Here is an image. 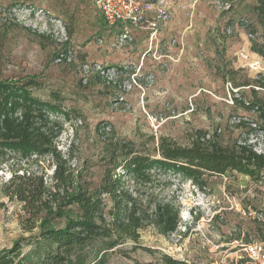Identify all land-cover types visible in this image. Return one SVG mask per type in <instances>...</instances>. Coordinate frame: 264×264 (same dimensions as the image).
I'll list each match as a JSON object with an SVG mask.
<instances>
[{"label":"rangeland","instance_id":"374dc122","mask_svg":"<svg viewBox=\"0 0 264 264\" xmlns=\"http://www.w3.org/2000/svg\"><path fill=\"white\" fill-rule=\"evenodd\" d=\"M225 2L158 0L168 21L154 35L132 28L122 39L94 0H0V83L30 81L32 96L64 107L58 149L95 184L128 150L160 157L163 137L264 152V119L240 103L255 91L264 98V61L245 29L254 0L230 9ZM35 160L31 168L51 184L52 162ZM11 176L0 170V249L29 235L22 204L3 192ZM202 178L200 187L158 171L141 181L144 202L179 204L180 226L168 236L146 227L109 264H151L163 254L189 264H256L244 247L264 239V182L236 171Z\"/></svg>","mask_w":264,"mask_h":264},{"label":"trees","instance_id":"16d2710c","mask_svg":"<svg viewBox=\"0 0 264 264\" xmlns=\"http://www.w3.org/2000/svg\"><path fill=\"white\" fill-rule=\"evenodd\" d=\"M246 1L225 3L230 9ZM250 12L253 17L245 23L250 49L264 61V0H254ZM28 83H0V170L8 167L12 173L3 192L22 204V226L29 234L0 249V264H109L111 253L125 254L120 246L128 241L138 245L141 231L150 225L164 236L176 232L181 217L174 199L152 203L140 197L138 184L150 181L158 171L181 174L200 187L204 175L230 171L264 182V152L251 144L193 142L181 146L163 137L160 157L128 150L120 160H112V168L95 184L81 178L58 149L64 122L57 115L66 119L68 112L60 104L32 96ZM240 103L264 119V98L256 91L251 100ZM42 158L54 167L51 184L46 172L30 166L31 159L39 162ZM151 264L189 263L163 254Z\"/></svg>","mask_w":264,"mask_h":264},{"label":"built area","instance_id":"2783aa9c","mask_svg":"<svg viewBox=\"0 0 264 264\" xmlns=\"http://www.w3.org/2000/svg\"><path fill=\"white\" fill-rule=\"evenodd\" d=\"M106 22L122 27V39L128 38L132 28H141L154 32L168 21V8L161 3H150L146 0H94ZM244 254L264 264V239L261 242L249 243L244 247Z\"/></svg>","mask_w":264,"mask_h":264}]
</instances>
